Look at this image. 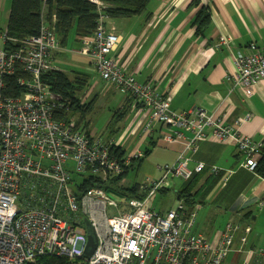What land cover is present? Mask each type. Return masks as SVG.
<instances>
[{"label":"built area","instance_id":"1","mask_svg":"<svg viewBox=\"0 0 264 264\" xmlns=\"http://www.w3.org/2000/svg\"><path fill=\"white\" fill-rule=\"evenodd\" d=\"M88 1L96 5L98 17L92 33L79 40L76 52L90 60L105 84L130 97L133 106L148 111L141 139L148 137L153 123L158 122L166 128L161 133L163 141H184L176 159L160 167L162 177L147 178L142 183L141 187L148 190L147 197L168 185L169 177L187 180L201 171L205 164L194 161L192 155L207 139L233 141L243 157L242 166L252 171L262 143L202 107L171 109L168 96L155 86L137 81L111 54L119 36L114 25L106 24L109 17L102 11L105 3ZM47 2L42 0L38 33L22 39L13 49L4 47L6 27L0 29V264H34L45 255L65 258L68 264H225L235 235L241 233V249L250 225L229 220L212 239L194 230L199 205L187 209L180 198L160 213L147 207L145 199L137 198L126 199L128 209L121 210L99 186L73 191L72 174L106 180L121 174L132 158L143 153L138 148L118 158L112 151L118 144L113 139L74 128L73 117H54L55 101L41 78V73L57 69L49 57L53 51H60L55 12L48 19L45 16ZM229 42L230 38L223 35L218 45ZM233 62L232 83L244 95H250L255 83L264 80V47L251 43L246 51L236 50ZM16 72L15 82L21 92L13 95L5 91L4 79ZM218 170L217 166L210 167L213 173ZM258 204L261 208L262 203ZM83 221L90 226L95 242L89 256L84 253L87 234ZM244 251L241 264H261L255 256L263 254L262 248Z\"/></svg>","mask_w":264,"mask_h":264},{"label":"crops","instance_id":"2","mask_svg":"<svg viewBox=\"0 0 264 264\" xmlns=\"http://www.w3.org/2000/svg\"><path fill=\"white\" fill-rule=\"evenodd\" d=\"M190 2L191 0H150L145 11L139 15L128 19L108 18L106 24L114 25L119 36L116 49L111 54L137 81L155 86L160 93L168 96L171 109L186 111L202 107L215 117H220L224 124L234 126L252 140L264 143V80H258L251 94L244 95L231 79L235 73L233 56L236 50L246 51L251 43L264 47V0H200L201 4L209 7L211 14V26L203 37L194 35L195 27L191 22L197 7L190 6ZM9 8L10 0H0V29L7 26ZM223 35L228 36L230 42L218 45ZM88 61L93 69L92 63L89 59ZM94 83L97 84L96 81ZM94 94L98 95L99 91ZM123 103L124 101L121 102L120 112L125 110V113L119 118L129 111L128 114H132L129 118L131 126L118 139L108 138L123 146L121 142L127 132L139 131L138 139L134 141L137 146L131 151L138 149L141 141L149 147L153 142L154 145L162 143L170 148L175 160L184 141H163L161 133L166 128L158 122L153 123L148 137L141 139L148 111L138 105L133 106L131 99ZM247 115L250 117L245 119ZM192 158L209 166L201 172L198 185L203 183L206 176L212 174L211 166L219 168L212 175L222 173L205 199L216 195L239 168L246 169L242 166L241 153L230 140L223 143L211 139L203 140ZM193 164L194 162L190 163V167ZM258 203H262L261 208ZM199 207L201 208V203ZM216 212L222 218L230 215L229 220L239 221L244 226L250 225L246 244L241 249L238 239L241 233L235 235L228 264H241L246 254L244 250L249 248L264 250L262 177L253 175L230 202L221 201ZM245 213L250 215L240 219ZM224 227L225 223L222 224V221L216 228L210 226L207 236L214 239ZM197 229L194 227L196 232H201ZM255 258L264 264V252Z\"/></svg>","mask_w":264,"mask_h":264},{"label":"trees","instance_id":"3","mask_svg":"<svg viewBox=\"0 0 264 264\" xmlns=\"http://www.w3.org/2000/svg\"><path fill=\"white\" fill-rule=\"evenodd\" d=\"M102 1L105 3L102 11L109 18L128 19L143 13L150 0ZM42 4V0H10V11L6 26V35L8 38L4 44L5 48L13 49L22 39L38 33L41 22ZM189 5L197 7V11L191 22V25L195 27L194 35L203 37L207 34L211 26L209 7L201 4L200 0H191ZM52 11L56 15L55 31L60 48L67 44L71 29L75 34L74 40L76 42H79L83 36L90 35L95 28L98 17L96 5L88 0H48L45 10L47 19L50 17ZM57 52L59 51L52 52L49 57L51 62L52 57ZM17 75H19L18 72L4 79L7 84L5 91L13 95H18L21 92V88L15 82ZM41 78L48 84L54 98V117L56 119H69L76 116L74 119V128L85 130V116L91 110L97 97L93 95L88 101L82 102L85 91L90 87V75L85 71L77 70L66 73L57 68L41 73ZM129 98L126 97L123 104L127 103L130 100ZM124 113L125 110L116 112L118 118L123 116ZM86 131L89 133L88 130ZM151 146H154V142L152 145L150 144V147L145 146L141 157L132 158L121 174L110 176L106 180H101L92 175L72 174L70 181L73 191H85L91 186L102 187L108 194L120 197L119 207L121 210H127L126 199L137 198L144 200L148 195V190L142 188V183L140 182H134L130 186H125L124 183H118L125 178V175H127L130 169L138 167L141 164L144 158L150 153ZM112 151L118 158L126 155L125 148L119 144L113 145ZM206 168H209L207 164H205L204 169L201 171L194 172L189 179L185 180L181 188L175 192L176 196L184 201L187 209H193L195 205L200 206L203 198L216 185L222 175V173L212 175V172L211 175L205 177L201 185H198L201 180V172ZM253 175H258L264 179V143H262L260 156L257 159L254 169L249 171L239 168L230 176L213 200L230 202L246 186ZM165 189L163 187L159 190ZM248 215L250 214L245 213L244 216H240V219ZM89 227L88 223L83 221L82 228L86 234L89 232ZM34 264H68V261L62 257L45 255L38 257Z\"/></svg>","mask_w":264,"mask_h":264},{"label":"rangeland","instance_id":"4","mask_svg":"<svg viewBox=\"0 0 264 264\" xmlns=\"http://www.w3.org/2000/svg\"><path fill=\"white\" fill-rule=\"evenodd\" d=\"M74 38L75 34L71 29L67 44L61 47L59 52L54 54L52 57V64L66 73H71L72 71L77 70L85 71L90 75L89 81L92 87L85 91V94L87 95L85 100L88 101L96 91H99V94H94L97 97L91 110L85 116V130L103 137H114L118 139L119 135L122 134L124 130H128L131 126L129 118L132 117V114H128L129 111H126L125 116L122 118H118V115L116 114V112H120V105L121 102L124 101L125 96L113 86L105 84L98 76H96L97 74H95L90 67L88 59L76 52L80 45L79 42L74 40ZM95 81L97 84L94 83ZM82 102H84L83 99ZM73 118L75 119L76 116ZM138 134L139 131L132 133L130 130L123 138L121 143L128 154L137 146L134 141L138 139ZM138 148L143 153L145 144L139 143ZM173 161V153L168 146H164L162 143L156 144L153 147L151 146L150 153L144 158L138 167L129 170L127 175H125L123 183L125 186H130L134 182L143 183L147 178L151 180H159L163 174L159 167H163L165 164H171ZM167 182L168 185L164 186L166 188L165 190H157L148 197H145V205L147 207L163 213L175 203V192L181 188L185 183V180L180 177H169ZM214 196L215 195L202 200L201 208L199 207L197 209L195 217L194 227H197V230H200L201 233L204 235L206 234V236L207 230H209L210 226L216 228L221 224V221L222 224H226V221H228L230 217V215H227L225 218L218 216L216 207L217 205H220V202L214 201ZM110 197L116 200L118 204L119 201H121V198L118 196L110 194ZM118 208L121 209L120 207ZM108 213H112L110 208H108ZM229 259H231V254L227 256L225 264H228Z\"/></svg>","mask_w":264,"mask_h":264},{"label":"water","instance_id":"5","mask_svg":"<svg viewBox=\"0 0 264 264\" xmlns=\"http://www.w3.org/2000/svg\"><path fill=\"white\" fill-rule=\"evenodd\" d=\"M94 244H95L94 237L89 227V232L87 233V241H86L85 250H84V253L86 256H89L91 254V252L94 249Z\"/></svg>","mask_w":264,"mask_h":264}]
</instances>
